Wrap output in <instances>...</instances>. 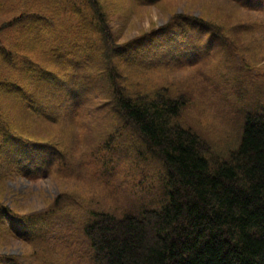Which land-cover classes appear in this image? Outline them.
I'll return each instance as SVG.
<instances>
[{
	"label": "trees",
	"instance_id": "trees-1",
	"mask_svg": "<svg viewBox=\"0 0 264 264\" xmlns=\"http://www.w3.org/2000/svg\"><path fill=\"white\" fill-rule=\"evenodd\" d=\"M106 1L23 0L18 2L23 5L14 16L1 26L0 33L12 30L15 34L11 44L2 43L0 38V65L6 72H11L10 67L12 72H20L22 87L36 74L42 78L52 74L50 84L33 85L26 99L12 74L4 76L9 79L0 80V150L3 144L21 148L15 167L2 157L1 167L7 165L11 171L28 175L38 165L50 167L52 157L60 160L59 142L28 135L35 126V115L44 119L46 115L59 117L64 104L72 105L73 101L78 106L85 101L82 91L87 87H69L74 79L70 71H65L70 70V63L74 75L98 72L96 59L83 57L88 42H96L110 78L116 67L132 66L130 52L139 53L141 49L115 37ZM109 1L115 10L116 4L126 0ZM157 1L140 0V4ZM231 1H240L246 13H252L264 2ZM10 4L0 0V13L9 12ZM232 27L239 29L241 24ZM232 27L225 29L202 18L174 14L166 26L145 34V38L153 53L161 57L186 53L185 60L192 62L202 54L210 56L208 43H224L222 53L217 54L219 63L243 74L245 81L250 77L249 65L241 52L228 45L237 33ZM23 39H28L30 45ZM74 56L76 59L72 60ZM42 87L47 88L45 94ZM109 98L107 105L111 102L118 108L117 115L126 121V129L138 137V145L144 149L142 155L154 154L163 163L166 199L155 210L121 218L97 214L84 229L94 251V264H264V116L247 115L238 150L231 152L227 161H218L193 128L180 122L187 104L185 97L173 98L164 88L127 92L112 85ZM14 121L26 127H18ZM121 131L118 129V134ZM4 211L0 206V230L7 234L20 224L26 226L19 228L24 233L37 226L32 231L36 236L41 230L47 234L51 227L49 213L43 217L14 216L21 222L8 224ZM8 261L18 264L12 257L0 256V262Z\"/></svg>",
	"mask_w": 264,
	"mask_h": 264
},
{
	"label": "rangeland",
	"instance_id": "rangeland-1",
	"mask_svg": "<svg viewBox=\"0 0 264 264\" xmlns=\"http://www.w3.org/2000/svg\"><path fill=\"white\" fill-rule=\"evenodd\" d=\"M8 1L11 2L10 11L0 13V28L5 21L8 22L14 16L15 10H19L23 5L18 3L23 0ZM113 5L114 3L109 0L106 1L110 25L113 27L115 37L121 42H127L147 33L150 29L166 24L170 15L176 13L200 16L210 20L214 25L228 29L248 22L246 32L254 35L249 37L238 32L229 40L228 45L235 47L233 44L235 43L246 60L254 61L248 73L255 80L243 81V74L230 71L227 66L221 65L217 54L222 53L224 43L215 42H210L206 46V49L212 52L210 56L202 54L195 58L199 63L194 67L176 66L174 63L184 62L180 56L178 59L170 60L171 66L155 69L151 65L156 64H150L148 60L166 65L168 61L165 60L169 57L153 53L154 49L151 47L141 49L139 53L131 51L132 66L116 67L110 78L106 72L107 64L102 60L96 42H88L83 57L96 59L94 65L97 68H105L102 73L97 77L94 71H89L88 75L79 73L74 75L70 63V70L65 71H70L75 86L87 87L82 91L87 99L85 106H75L73 101L72 105L64 104L61 116L58 117L60 119L58 128L50 126L49 123L52 121L49 119L35 115L33 120L35 126L28 135L36 139L44 138L63 143L68 138L73 145L67 153L60 147V160L50 167H45L46 171L33 169L25 175L20 170L11 171L7 165L0 166V206L5 209L3 212L5 223H20L21 221H17L14 216L43 217V213H49L48 224L52 227L48 228L49 231L66 234L69 231L77 233L78 229L83 230L84 224L93 218L90 217V212L92 215L98 212L121 216L124 214V207L129 210L136 207L135 212L130 213L140 211L142 205L137 204L135 195H146L145 191L150 182L161 174V166L156 163L155 158L142 155L143 149L138 145V137L132 130L126 129L128 128L126 121L120 118V114L117 115L118 108L111 102L109 106L107 105L112 85L118 90L125 88L127 92L161 90L164 86L174 95L187 93L190 99L181 112L180 122L187 123L203 136L201 137L209 145L210 155L215 154L218 161H227L230 153L238 148L242 125L247 115L264 116V25L259 27L258 24L251 22L257 18L255 14L239 10L229 0H159L157 9L151 7L135 9L120 1L114 10ZM14 37L12 30L0 33L1 42L4 44L6 42L11 44ZM23 40L30 45L28 39ZM26 44H23L25 52ZM74 57L72 60L76 59V56ZM23 60L26 61L25 58ZM134 63L147 64L152 68L146 70L143 66L135 67ZM10 71L6 72L0 65V80L9 79L4 76L12 74L16 84L22 87L23 82L19 81L20 72H12L11 67ZM51 82L52 74L45 78L37 77L36 74L28 85L21 88L22 98H29L27 95H31L33 85L44 86ZM41 89L43 94L47 92V88ZM6 99L10 105V100L7 97ZM0 105L3 104L0 102ZM38 109L40 110L39 107ZM14 123L18 127L23 126L17 121ZM23 123L25 124L24 121ZM24 127L26 124L22 128ZM118 129L123 132L118 134ZM128 133L133 139H128L124 145L115 143V138L123 135L126 138ZM83 140H87L89 144L83 147L77 145L72 151L75 144H86ZM116 144L121 147L116 148ZM20 149L19 145L11 148L3 144L0 161L2 157L15 167V157ZM47 171H50L49 175ZM159 192L160 189H156L154 195ZM20 227L26 226L20 224L17 230L14 228L11 231V234L0 230V256L12 257L18 264H63L68 261L69 264H92L77 252L76 257L71 252L49 250L50 242L38 240L36 234L32 232L37 226L32 231L27 229L26 233L20 231ZM67 240L66 237L59 239L61 242ZM40 246H45L44 256L51 259L40 258ZM68 246L74 249L70 242ZM86 247L87 244L79 250L85 251ZM5 264L15 263L8 261Z\"/></svg>",
	"mask_w": 264,
	"mask_h": 264
}]
</instances>
